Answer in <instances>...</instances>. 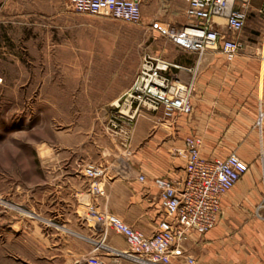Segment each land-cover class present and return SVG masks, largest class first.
<instances>
[{"label": "crops", "instance_id": "crops-1", "mask_svg": "<svg viewBox=\"0 0 264 264\" xmlns=\"http://www.w3.org/2000/svg\"><path fill=\"white\" fill-rule=\"evenodd\" d=\"M186 8V0H144L143 17L154 24H184L189 22ZM241 37L245 45L232 61L219 49L200 53L172 47L168 60L182 66L172 72L191 86L192 111L167 113L160 108L136 113L129 160L112 135L100 143L93 131L77 127L72 142L37 148L39 179L16 187L17 193L25 191L30 212L43 219L40 232L37 225L31 227V264L97 258L129 263L118 256L129 248L125 236L111 228L105 232L102 223L88 217L86 205L96 204L145 235L153 234L163 216L153 179L185 175L189 136L202 138L204 158L234 152L248 170L224 194L217 225L204 235L191 234L187 254L193 264H264V0H250ZM104 118L112 121L111 115ZM89 164L106 167L105 176H86ZM95 182L102 194L91 191ZM2 197L15 198L0 191ZM171 264L188 263L175 257Z\"/></svg>", "mask_w": 264, "mask_h": 264}, {"label": "rangeland", "instance_id": "rangeland-1", "mask_svg": "<svg viewBox=\"0 0 264 264\" xmlns=\"http://www.w3.org/2000/svg\"><path fill=\"white\" fill-rule=\"evenodd\" d=\"M162 26L78 13L70 0H0V191L15 197L0 198V264H31L43 219L16 187L39 179L37 148L72 142L75 127L121 144L112 123L144 54L168 60L176 44Z\"/></svg>", "mask_w": 264, "mask_h": 264}, {"label": "built area", "instance_id": "built-area-1", "mask_svg": "<svg viewBox=\"0 0 264 264\" xmlns=\"http://www.w3.org/2000/svg\"><path fill=\"white\" fill-rule=\"evenodd\" d=\"M189 22L161 24L162 31L178 46L200 53L219 49L227 61H232L245 43L241 32L248 16L250 0H186ZM78 13L105 14L128 23L143 21L144 0H70ZM182 66L171 61L144 54L139 71L122 97L133 113L120 110L113 122L115 131L122 138V146L130 153L131 127L141 108L167 113L192 111L191 86L182 82L173 68ZM121 122V123H120ZM202 138L189 136L185 140L187 157L186 173L181 178L156 177L153 179L159 191L163 209L157 230L151 235L135 229L118 215L101 210L88 203V217L102 223L105 232L111 228L125 236L129 248L119 251V260L113 264H171L173 258L185 259L193 264L194 258L186 252V244L192 233L204 235L214 228L221 213V200L247 172L248 166L236 154L210 160L201 155ZM103 165L89 164L84 168L86 176L99 179L105 176ZM145 180V175H140ZM91 191L103 193L98 183L91 184ZM117 256V257H118ZM74 264H110L103 258Z\"/></svg>", "mask_w": 264, "mask_h": 264}]
</instances>
